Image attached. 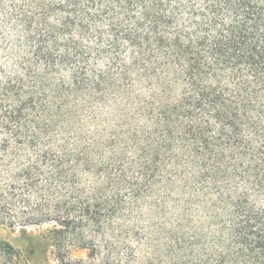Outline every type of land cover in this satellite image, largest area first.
I'll list each match as a JSON object with an SVG mask.
<instances>
[{"label":"trees","instance_id":"1","mask_svg":"<svg viewBox=\"0 0 264 264\" xmlns=\"http://www.w3.org/2000/svg\"><path fill=\"white\" fill-rule=\"evenodd\" d=\"M3 210L60 264H264V0H0Z\"/></svg>","mask_w":264,"mask_h":264},{"label":"rangeland","instance_id":"2","mask_svg":"<svg viewBox=\"0 0 264 264\" xmlns=\"http://www.w3.org/2000/svg\"><path fill=\"white\" fill-rule=\"evenodd\" d=\"M143 211L151 214V210L149 212L146 206ZM3 213H6L7 220L0 219V264H60V254L74 259L88 257L89 250L79 248L76 243L70 242V239H63V242L59 243L61 236L57 235L55 238L52 230L60 226L54 222L24 228L16 223V214L5 210ZM152 215L154 222H158L159 216ZM122 224L123 222L116 221L114 228L118 230ZM59 246L65 249L60 250Z\"/></svg>","mask_w":264,"mask_h":264}]
</instances>
